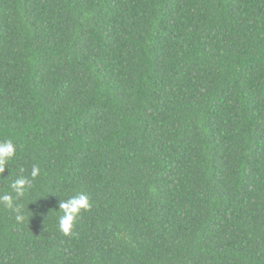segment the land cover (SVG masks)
<instances>
[{"label":"trees","instance_id":"obj_1","mask_svg":"<svg viewBox=\"0 0 264 264\" xmlns=\"http://www.w3.org/2000/svg\"><path fill=\"white\" fill-rule=\"evenodd\" d=\"M4 139L0 264H264V0H0Z\"/></svg>","mask_w":264,"mask_h":264},{"label":"clouds","instance_id":"obj_2","mask_svg":"<svg viewBox=\"0 0 264 264\" xmlns=\"http://www.w3.org/2000/svg\"><path fill=\"white\" fill-rule=\"evenodd\" d=\"M16 155V146L11 139H4L0 141V173H3L5 166H9L11 161ZM40 169L38 166H33L31 171V178L35 179L39 175ZM31 184V180L26 177H19L11 184V188L16 193V197H22L25 194V190ZM13 197L10 194L0 196V202L8 208H13ZM90 198L87 194L79 193L69 199L62 201L60 209L63 210V215L59 217V228L64 234H71V231L75 225L78 215L82 210L90 209ZM14 211L19 212V206L14 208ZM17 221L23 219L21 215H17Z\"/></svg>","mask_w":264,"mask_h":264}]
</instances>
